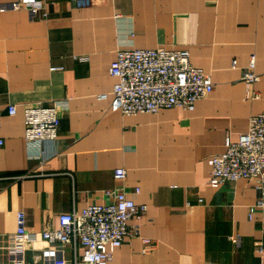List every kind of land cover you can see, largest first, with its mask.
<instances>
[{
    "label": "crops",
    "instance_id": "obj_1",
    "mask_svg": "<svg viewBox=\"0 0 264 264\" xmlns=\"http://www.w3.org/2000/svg\"><path fill=\"white\" fill-rule=\"evenodd\" d=\"M39 2L37 17L28 6L0 11V264L18 252L19 210L27 234L18 244L28 262L42 264L43 231L57 228L63 212L105 202L104 191L116 186L148 212L130 222L140 233L127 236L109 264H264V212L249 218L259 196L253 181L207 183L210 159L264 111V0ZM128 47L187 49L214 91L193 111H112L109 68ZM252 54L261 77L248 90L242 75ZM62 99L58 140L39 158V142L25 138V108ZM117 167L127 170L124 180L114 177ZM141 236L153 240L148 252ZM53 248L73 259L70 247Z\"/></svg>",
    "mask_w": 264,
    "mask_h": 264
},
{
    "label": "built area",
    "instance_id": "obj_2",
    "mask_svg": "<svg viewBox=\"0 0 264 264\" xmlns=\"http://www.w3.org/2000/svg\"><path fill=\"white\" fill-rule=\"evenodd\" d=\"M28 6L32 17L44 14L39 0H16L0 5V11L19 9ZM256 54H252L245 68L242 81L248 90L260 79L255 70ZM236 61L233 66H236ZM62 66H53L51 71H61ZM115 78L110 109L126 115L138 113L157 114L161 109L181 107L193 111L198 100L214 91L215 83L210 73L193 66L187 49L157 48H120L109 68ZM254 97L257 94L254 92ZM106 99L107 94H100ZM67 100H54L50 104L27 106L24 111L25 138L40 144L39 158H48L47 145L58 140L61 111L67 109ZM17 105L7 108L9 116L17 114ZM3 127V114L0 112V130ZM5 140L0 136V147ZM56 151V150H55ZM55 151H52L56 153ZM52 152H50L52 154ZM208 184L219 187L240 179L252 180L259 196L249 207V218L258 212H264V111L252 115L248 129L241 133L237 141L228 140L226 150L214 155ZM28 176V175H27ZM117 180L127 177V170L117 167L114 170ZM140 189L136 188L135 193ZM107 200L101 204L93 203L77 211L63 212L59 215V225L43 231L42 239L49 245L41 252L42 264H109L114 252L127 236L140 233V225L131 227L132 220L141 221L148 212L146 204H137L122 187L107 188ZM16 235L18 242L27 234V214L19 210L16 215ZM19 237V238H18ZM143 252H148L153 240L141 236ZM15 248L17 254L10 264H38L25 259L23 242ZM61 249L70 247L73 259L67 260L60 255ZM82 249V254L79 250ZM262 251V247L259 248ZM36 261V260H35Z\"/></svg>",
    "mask_w": 264,
    "mask_h": 264
}]
</instances>
